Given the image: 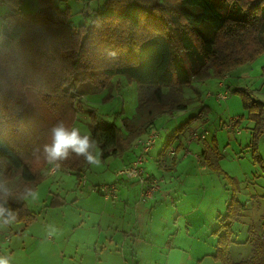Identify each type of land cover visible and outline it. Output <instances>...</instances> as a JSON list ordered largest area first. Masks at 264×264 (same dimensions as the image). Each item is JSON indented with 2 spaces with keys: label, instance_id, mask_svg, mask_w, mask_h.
<instances>
[{
  "label": "trees",
  "instance_id": "trees-1",
  "mask_svg": "<svg viewBox=\"0 0 264 264\" xmlns=\"http://www.w3.org/2000/svg\"><path fill=\"white\" fill-rule=\"evenodd\" d=\"M1 1L13 11L2 18L0 29V173L7 180L19 175L31 185L43 179L41 171L48 162L36 149L49 142L51 126L58 120L72 126L77 112H83L77 95L80 84L105 89L114 75L121 74L137 86L138 124L122 119V128L98 127L89 111L90 135L105 161L129 150L156 117L186 110L189 102L183 85L211 76L222 78L264 53V0H105L89 24L78 26L70 22L69 6L60 10L53 0H37L34 13L19 9L23 0ZM227 90L240 95L254 123L251 157L264 174L257 148L264 133V101L255 99L247 88ZM204 112L200 119L206 117ZM193 118L171 131L164 150ZM211 143L215 147V138ZM181 149V143L174 147L173 161ZM199 156L231 187L226 211L212 231L217 238L213 258L222 264H264V232L253 238L246 259L232 260L231 227L243 209L236 199L238 183L208 155ZM219 157L217 153L216 160ZM88 166L83 157L72 154L59 168L74 172L80 180ZM8 204L16 213L15 222L34 220L23 200H8Z\"/></svg>",
  "mask_w": 264,
  "mask_h": 264
},
{
  "label": "crops",
  "instance_id": "crops-1",
  "mask_svg": "<svg viewBox=\"0 0 264 264\" xmlns=\"http://www.w3.org/2000/svg\"><path fill=\"white\" fill-rule=\"evenodd\" d=\"M11 11H13L12 7ZM83 11L84 9L81 12ZM90 11L92 10L88 8L89 14L92 13ZM249 65L245 64L239 68L243 69ZM253 74L250 86L246 85L243 88L254 91L255 99L264 101V74L260 66ZM224 77L226 79L228 75ZM223 85L224 81L219 79L217 83L219 92H226L228 99L229 92L227 88L224 90ZM79 91L82 95L80 97L83 103L84 122H89V126L83 125L78 128L83 134H91L90 119L86 115V110L94 105L90 104L94 103L91 101V96L98 93L100 100L106 90L88 85ZM210 96L211 94H208V97ZM207 101L210 102L205 99L193 107L190 106L192 107L190 111H188L190 108L184 110L186 114L181 117L182 119L173 115L176 122L180 120L184 122L188 117H194L178 135L177 141L182 140L191 126L198 128L203 125L209 131L205 140L194 141L188 145V147L193 145L195 160L187 157L190 153L188 147H183L176 154L174 161L171 155L161 152L164 145L161 148L154 145L151 149L146 168L149 173L158 177L159 188L154 193L152 204L149 206L130 205L133 199L138 198L140 187L133 181L116 176L117 168L134 159L136 149L132 144L121 156L109 157L101 161L100 166L89 165L80 174V180L74 172L68 170L56 168L50 171L55 166L49 163L42 169L44 178L38 186L46 192L45 201L51 195H58L67 202L77 199L74 194L80 192L81 187L90 188L91 185L104 182L103 178L100 182L97 179L106 173L111 174L109 175L111 180L108 182H115L118 189L117 198L112 203L103 205L95 201L92 211L88 212L87 209L83 210L80 206L74 205L73 209L76 212L70 214H75L79 222L76 225H68L70 230L68 238L50 243L56 248L54 256L61 264H222L212 256L217 242L212 231L219 226V220L226 211L231 197V187L225 179L202 163V156L200 158L197 156L202 152L208 155L212 162L216 161L221 170L238 183L236 199L243 205V209L231 227L229 253L234 262L246 259L250 255L253 238L260 237L264 232L262 229L264 174L259 166L253 163L249 146L253 122L248 123L246 132L241 128L239 133L222 129L219 121L210 118ZM199 104L204 106L206 112L204 120H199ZM167 115L169 114L161 116ZM161 116L158 118H162ZM172 120L171 114L168 122ZM82 128L86 132H83ZM149 131L160 136L155 124L141 136H145ZM212 138L216 140L215 147L211 143ZM257 148L264 160V133ZM160 152L162 156L164 155V167L156 164ZM217 153L220 157L216 160ZM87 171H90L93 182L87 181ZM92 174L100 176L96 178ZM68 179L71 182L68 183ZM83 179L85 182H82ZM7 181L8 184L22 183L19 175ZM76 187L79 189L75 191ZM16 191L17 188H12V198ZM194 202L196 203L193 204ZM101 205L103 206L99 208ZM13 226L19 231L18 223H14ZM6 228L11 229V226Z\"/></svg>",
  "mask_w": 264,
  "mask_h": 264
},
{
  "label": "rangeland",
  "instance_id": "rangeland-1",
  "mask_svg": "<svg viewBox=\"0 0 264 264\" xmlns=\"http://www.w3.org/2000/svg\"><path fill=\"white\" fill-rule=\"evenodd\" d=\"M104 3L105 0H81L79 2L75 0H53V4L56 7H59L60 10L66 8V5L69 6L70 13L72 14L70 16L71 17L70 22L74 26H78L79 24H89L90 20L95 14L94 10L103 8ZM11 7L12 6L10 4L0 0V29L2 25V18L6 14H9L11 12ZM88 8L92 10L90 11V13L92 12L91 14H89ZM19 9L24 13H34L38 10L37 0H23L19 6ZM83 9L84 11L81 12ZM251 63H249L250 65L246 66L243 69L237 67L233 72L227 74L228 78L226 79L224 76H223L224 78L223 77L217 78L215 76H211L205 79V81L192 80V82H190L189 84L183 85L182 86L183 96L189 102L188 108H190V106L193 107L197 103L205 101V99L210 100V102L207 101L206 103L210 109L209 111L210 118L219 121L220 124L229 123L230 119H239L237 120L238 121L237 125L239 126V128H241V130L243 129L245 132L248 131L247 129V127L249 126L248 123H250L251 120L248 118V114L246 110L243 108L240 95L238 93L229 92L228 99L225 98L227 99L226 101L217 98V95L220 93L217 83L219 79H222L224 81V85H223L224 90L229 86L231 89L237 87H244L246 85L250 86V83L252 82L254 76L253 73L255 72L257 67L260 66L261 71L264 70V66H262L264 65V53H261ZM262 74H264V72H262ZM110 83L111 86L105 88L106 91L104 93V97H106V100H104L105 99L104 97L100 98L99 100L98 93H95L91 96L92 97L91 101L94 103H90V104L91 105L94 104V105L93 107H90L89 110H86L87 111L86 115L89 117L90 115L89 111L92 110L93 120L95 122V125L98 127H104L108 124H115L116 126L122 128V119L129 120L130 122L132 121V123L138 124L139 123V116L137 115L138 93H137L136 83L128 82L125 76L121 74L114 75L110 79ZM228 84L229 86H227ZM88 85L90 87L92 84H90L89 82L82 83L80 84L79 89H81L82 87H88ZM79 89L77 95L78 98H81ZM251 93L253 96H256L254 95V91H251ZM208 94H211V96L208 97ZM191 108L188 109V111H190ZM199 111L202 112L204 111V106H202V104L199 106L198 113ZM185 114L186 111L174 112L172 114L173 120L170 122L168 121H169V116L171 114L167 116H161L162 118H158V117L155 118L153 124H155V126L160 131V136L157 138L155 143L156 147L160 146L161 148V146L166 143L168 139V135L171 133L173 128L176 127V125L180 124L181 122V120L179 122H176L175 119L176 118L182 119L181 117H184ZM204 114L206 113L204 112ZM173 115L176 116V118H174ZM73 125L76 127H82L83 125H85L86 127L89 126V122L87 123L84 122L83 112H78V116L76 120L73 122ZM198 126H200V123L198 124ZM251 126L253 128L254 123ZM191 127L192 128L190 129V131L183 136L182 140L173 142L172 145L174 147H176L178 143H182V148L188 147L186 141L189 137V133L193 129H196V127L194 128L193 126ZM82 130L83 132H86L85 129L82 128ZM229 131L234 133L231 130ZM249 139L251 140V131H250ZM199 141H201V139ZM132 145L134 146V141H132ZM188 149L190 153L187 157L192 160H195L193 156V145L189 146ZM250 152H251V148H250ZM197 156L199 158L201 157L199 156V154ZM122 166H120L119 168H121ZM55 169L56 168L53 167L50 169V171H54ZM90 174H91L90 171H87L86 174L87 181L93 182L92 178L90 177ZM109 175L111 174L106 173L103 177L98 178L97 180H99V182L102 178L105 181L96 183L94 185L107 183L108 181L111 180V177ZM92 176H96L97 178L100 175L97 176L92 174ZM67 182L69 183L71 182V180L68 179ZM40 183H38L37 185H31L28 182L25 183L24 180H22V183L19 184L18 182H13L11 184L9 183V187L11 191L12 188H17L15 196L13 198L10 196L9 200L15 202L16 201L20 202L21 200H23V202L28 207V209L35 214L34 220H31L27 224L23 222H13L10 225L11 229L5 228L0 231V256L10 257L11 258L10 264H61V262L57 259V257L55 258L54 256V252L56 248L52 246L50 243L54 241H60L63 238H68L69 237L68 232L70 231L68 225L69 226L76 225L79 222V220L78 221L76 220L75 214L72 215L70 214L76 212V210L73 209L75 208L74 205L80 206L83 210L87 209L89 212L92 211V209L94 208L95 201H99L103 205L110 204L112 203V201H114L112 199L111 200L104 199L103 196L101 194H98L97 192H91L90 189L93 185H91L90 188L81 187L80 192H76L74 194V196H76L77 199H73L71 201H69L70 200L69 199L68 200L69 202L65 201V199L63 198H60L58 195L56 196L51 195V197L45 201L44 194H46V192L44 189H41L38 186ZM136 184L138 186L140 185L138 183ZM139 187L141 190V185ZM26 188H32L37 192V198L35 200H33L30 197L25 198ZM78 189L79 188L76 187L74 190L76 191ZM78 198H79V203H77ZM151 201L152 200L140 198L138 192V198L133 199L130 205H138V207H140V205L149 206L152 204ZM195 203L196 202H194L193 204ZM103 205H101L99 208H101ZM14 223H18L20 225L19 231L18 229H16V227L14 228L13 226Z\"/></svg>",
  "mask_w": 264,
  "mask_h": 264
},
{
  "label": "clouds",
  "instance_id": "clouds-1",
  "mask_svg": "<svg viewBox=\"0 0 264 264\" xmlns=\"http://www.w3.org/2000/svg\"><path fill=\"white\" fill-rule=\"evenodd\" d=\"M49 142L43 144L36 151H40L44 159L55 168L67 160L70 155L83 157L92 166H100L101 152L97 141L90 134H83L80 128L70 126L64 120H58L48 131ZM11 189L3 173H0V230L5 229L16 220V213L9 206L8 200ZM37 198V192L32 188L25 189V198ZM51 234V233H49ZM10 257L0 256V264H10Z\"/></svg>",
  "mask_w": 264,
  "mask_h": 264
},
{
  "label": "built area",
  "instance_id": "built-area-1",
  "mask_svg": "<svg viewBox=\"0 0 264 264\" xmlns=\"http://www.w3.org/2000/svg\"><path fill=\"white\" fill-rule=\"evenodd\" d=\"M227 97V93H219L217 95V98L219 99H225ZM203 112H199L198 116H202ZM237 119H230L229 123H223L221 126L225 130H231L236 133H239L240 130L238 126L236 125ZM209 131L204 128H196L193 129L189 133V137L186 141V144H190L193 141L196 140H203L208 135ZM158 138V134L155 132H149L143 137H139L134 140V147L138 149L137 154L135 158L127 165L122 166L121 168H118L116 170V176L136 182L141 185V190L139 191L140 198L142 199H149L151 200L154 196V193L159 188L158 179L150 175L146 170V162L148 157L150 156L149 153L153 146L156 143V140ZM174 152V146L171 145L168 149L164 150V147L162 149V153H166L168 155H173ZM161 153V154H162ZM159 155L157 158V163L159 166H165L164 163V155ZM82 182H85V179L82 180ZM139 185V186H140ZM91 192H97L98 194H101L104 199L108 200H115L117 198V185L115 182H107V183H101L97 185H93L91 187Z\"/></svg>",
  "mask_w": 264,
  "mask_h": 264
}]
</instances>
